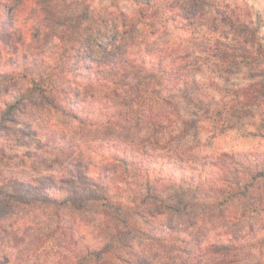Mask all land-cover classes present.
I'll return each mask as SVG.
<instances>
[{
    "label": "clouds",
    "instance_id": "1",
    "mask_svg": "<svg viewBox=\"0 0 264 264\" xmlns=\"http://www.w3.org/2000/svg\"><path fill=\"white\" fill-rule=\"evenodd\" d=\"M0 264H264V0H0Z\"/></svg>",
    "mask_w": 264,
    "mask_h": 264
}]
</instances>
